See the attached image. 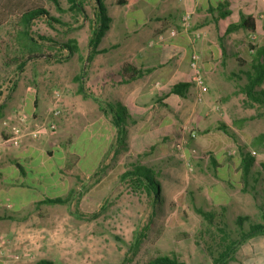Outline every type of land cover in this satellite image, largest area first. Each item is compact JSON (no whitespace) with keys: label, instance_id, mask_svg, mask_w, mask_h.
I'll return each mask as SVG.
<instances>
[{"label":"rangeland","instance_id":"374dc122","mask_svg":"<svg viewBox=\"0 0 264 264\" xmlns=\"http://www.w3.org/2000/svg\"><path fill=\"white\" fill-rule=\"evenodd\" d=\"M58 1L60 11L47 0H0V140L10 136L9 127L13 125L23 134L19 147L8 143L2 146L0 167H16L18 157L34 149L42 167L54 168L46 174L57 178L63 188L61 198L68 199L65 205L36 207L35 202L46 195L43 190L29 189L31 195H23L18 210L10 202L0 208V216L13 218L0 220V262L17 256L13 264H36L40 260L53 264H147L156 257L169 256L185 264H213L208 251L218 248L221 234L214 225L205 223L197 209L213 213L216 223L224 221L233 235L238 216L261 222L264 142L255 144L254 139L264 133V110L248 102L233 86L235 91L225 101L207 100V105L224 104L225 109L205 116L210 119L206 129L189 125L196 134L193 139L180 133L177 140L170 138L146 151L129 146L111 156L109 147L100 163L94 156L86 158L76 144L82 139L81 101L72 77H83L95 3L83 0V15L69 11L66 0ZM25 7H43L60 21L49 25L40 18L31 23L29 35L42 47L40 53L27 51L18 36L20 11ZM40 37L57 43L75 40L79 52L69 61L58 62L67 53ZM21 63L24 66L20 71ZM54 92L60 95L58 101ZM26 98L30 101L27 113ZM188 103L190 109L195 105L192 99ZM55 109L59 110L57 116L52 114ZM41 124H53L54 131L33 138L31 132ZM221 124L228 136L219 130ZM185 139L187 144L177 149ZM241 153L254 159L247 191L241 180ZM211 157L233 169L230 182L217 178ZM136 165L156 174V202L121 181L122 173ZM20 177L26 178L21 172ZM35 178L37 181V174ZM6 186L0 181V189ZM135 240L140 241L138 251L133 247ZM229 264H264V236L247 241Z\"/></svg>","mask_w":264,"mask_h":264},{"label":"crops","instance_id":"0c3cea01","mask_svg":"<svg viewBox=\"0 0 264 264\" xmlns=\"http://www.w3.org/2000/svg\"><path fill=\"white\" fill-rule=\"evenodd\" d=\"M119 1L122 3L118 4ZM101 2L110 19L109 28L98 46V50L105 52L87 62V48L83 77L80 76L83 83L80 82L86 94L92 95V98L78 93L76 96L81 101L79 122L82 125V139L76 144H79L83 156H94L96 163L102 161L107 148H112L111 156L118 150L116 130L111 124L106 105L124 108L125 148L146 151L147 148L162 145L170 138L177 140L180 133H185L182 130L184 126L206 129L210 119L205 116H214L225 107L224 104L207 105V100L225 101L235 91L233 86H237L240 91L246 83L243 73L250 69L254 56V50L249 48L248 43L252 42L251 36H256L252 44L264 46V20L259 18L264 15V0ZM185 11L193 14L189 34L180 32L179 21ZM244 16L254 19V32L245 29L227 31L229 27L238 25ZM173 29L177 30L178 35L167 38ZM192 32L200 34L196 50L207 87L201 103L203 105L198 107L195 105L201 104L194 102L192 86L183 96L172 92L174 84L190 83L189 37ZM160 37L165 38L164 43L160 42ZM75 86L77 92L78 85ZM189 99L195 104L192 109ZM29 102L26 98V113L29 112ZM34 156V149H27L18 157L16 167H0V181L8 185L0 189V208L7 206L8 202L15 210L22 207L23 195H31L30 188L26 186L31 173L39 176L35 182L45 195L50 193L49 197H61L63 194L57 178L46 174L52 173L54 168L42 167V159ZM45 160L48 162L50 158ZM55 160L60 163L58 159ZM21 166H25L26 178L20 177Z\"/></svg>","mask_w":264,"mask_h":264},{"label":"trees","instance_id":"16d2710c","mask_svg":"<svg viewBox=\"0 0 264 264\" xmlns=\"http://www.w3.org/2000/svg\"><path fill=\"white\" fill-rule=\"evenodd\" d=\"M52 3L57 10L60 9L58 0H47ZM69 5V11L85 14V10L83 7V0H66ZM95 3V14L94 20L91 24L90 28V36L88 38L87 47H88V55L86 61L89 62L92 58L100 53L105 52V50H98V46L100 44L101 39L103 38L105 32L109 28L110 19L106 14V9L101 0H92ZM19 2L21 3L22 0ZM122 2H118L121 4ZM43 18L50 25L53 23H60V21L56 18L49 16L47 11L43 7H33V8H23L20 11V17L18 24L20 25V30L18 32V36L21 39V43L27 48L29 52H37L40 53L42 47L38 45L29 35L30 25L36 20ZM1 26V20H0ZM236 29H245L249 32L255 31V22L251 16H244L241 18V21L238 25L231 26L228 28V32H231ZM41 41L53 44L57 46L60 51H65L67 55L57 60L58 62H66L69 61L74 55L79 52L78 44L75 40H68L66 42L57 43L51 40H46L44 37H40ZM252 50H254V56L252 59V63L250 69L243 73L246 83L242 85L240 89L241 93L245 96L248 102L257 105L258 107L264 110V46H249ZM50 58V57H49ZM54 59L55 57H51ZM50 58V60H52ZM24 63L19 64L18 69L21 71ZM132 78V77H131ZM80 75L74 77V81L77 83V93L81 94L83 97H91L92 95L86 94L85 87L80 82ZM191 87L190 83L182 84L177 83L172 86V92L183 96L187 93L189 88ZM15 88V85L12 87ZM3 109V105H0V112ZM105 109L108 114L111 116V124L116 130V149L114 154H117L121 150L125 149V116H124V108L120 105H111L108 104L105 106ZM220 129L225 135L228 136V132L226 131L225 125L221 124ZM264 142V133L259 134L255 139V144H261ZM152 149V148H151ZM211 166L214 167L217 178L220 180L230 182L231 174L233 173V169L228 166L222 165L220 161L214 157L210 159ZM254 159L248 153H241V158L239 160L240 172H241V180L244 183V191H247L248 177L251 172V168L253 166ZM19 170L22 175L26 176L25 169L19 167ZM32 176L27 177L28 183H26L27 187L34 190H39L37 187V183L35 182L36 174L31 173ZM230 176V177H229ZM39 177V176H38ZM156 174L150 168L136 165L133 170L125 171L122 173L120 179L121 181H127L129 185L134 190L141 191L145 193V195L149 198H152L153 202H156L159 198V184L155 179ZM254 189L252 188L251 191ZM42 191V190H41ZM262 204L259 206L260 212V220L259 223H253L250 221L248 216H238L234 223L236 225V231L234 235L231 232V229L228 228L227 224L222 220H218L216 223V218L213 213L205 212L202 209H197V213L202 217L205 223L214 225L217 232L221 234L219 238L220 243L217 244L218 248L214 251H208L210 258L213 264H229L234 260V256L237 251L243 246L247 241L252 240L257 237L264 236V189L262 191ZM45 199L39 200L35 202V206L38 207L40 205H65L68 203L67 198L61 197H49L46 195ZM13 218L9 216H0V220H12ZM139 240H135V244L133 245L134 249L138 251L139 249ZM36 264H53L47 260H40ZM147 264H185L183 262L178 261L175 257L169 256H159L152 260H150Z\"/></svg>","mask_w":264,"mask_h":264},{"label":"built area","instance_id":"2783aa9c","mask_svg":"<svg viewBox=\"0 0 264 264\" xmlns=\"http://www.w3.org/2000/svg\"><path fill=\"white\" fill-rule=\"evenodd\" d=\"M192 12L185 11L183 15L180 18L179 26H180V32L189 34L192 27ZM260 19L264 20V15L259 16ZM178 35L177 30L173 29L170 30L168 33L169 39L175 38ZM200 39V34L198 32H192L189 37V48H190V57H189V68H190V84L192 86L193 90V98L194 102L196 104H201L204 100V95L206 93L207 87L204 81V77L201 70L200 65V56L196 50V43ZM161 43L165 42V38L160 37L159 38ZM256 40V36H251V41L254 42ZM251 42V44H252ZM257 44H252V46H256ZM54 98L56 101L59 100L60 95L58 92H54ZM52 114L54 116L59 115V110L55 109L53 110ZM21 121V119H20ZM54 125L53 124H41L37 126V128L31 132V136L33 138H36L38 136H44L49 133H52L54 131ZM185 133H187L188 139L195 138L196 134L194 131H192L187 126H184L182 129ZM9 134L10 136L5 140H0V152L2 149V146L5 143H8L9 145L13 147H19L21 138L23 137L22 131L19 126L13 125L9 127ZM185 139L183 141V144L177 145V149H180L182 145L187 144V140ZM180 158H185L183 153L179 154ZM18 260V257L15 256L11 261L3 262V264H13Z\"/></svg>","mask_w":264,"mask_h":264}]
</instances>
